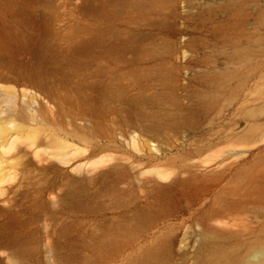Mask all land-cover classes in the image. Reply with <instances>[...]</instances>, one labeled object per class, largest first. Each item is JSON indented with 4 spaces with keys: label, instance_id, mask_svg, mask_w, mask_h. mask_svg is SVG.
<instances>
[{
    "label": "rangeland",
    "instance_id": "obj_1",
    "mask_svg": "<svg viewBox=\"0 0 264 264\" xmlns=\"http://www.w3.org/2000/svg\"><path fill=\"white\" fill-rule=\"evenodd\" d=\"M261 242L264 0H0V264Z\"/></svg>",
    "mask_w": 264,
    "mask_h": 264
},
{
    "label": "bare ground",
    "instance_id": "obj_2",
    "mask_svg": "<svg viewBox=\"0 0 264 264\" xmlns=\"http://www.w3.org/2000/svg\"><path fill=\"white\" fill-rule=\"evenodd\" d=\"M206 242H204L205 244ZM217 249H213L212 253L215 254ZM212 259V258H211ZM211 264H219L216 262H211ZM248 264H264V242H261L257 245L256 254L252 256L249 260Z\"/></svg>",
    "mask_w": 264,
    "mask_h": 264
}]
</instances>
